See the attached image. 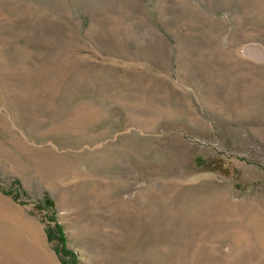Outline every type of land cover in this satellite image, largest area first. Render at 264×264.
I'll list each match as a JSON object with an SVG mask.
<instances>
[{
  "label": "rangeland",
  "instance_id": "rangeland-1",
  "mask_svg": "<svg viewBox=\"0 0 264 264\" xmlns=\"http://www.w3.org/2000/svg\"><path fill=\"white\" fill-rule=\"evenodd\" d=\"M251 46L264 0H0V264H264Z\"/></svg>",
  "mask_w": 264,
  "mask_h": 264
},
{
  "label": "trees",
  "instance_id": "trees-1",
  "mask_svg": "<svg viewBox=\"0 0 264 264\" xmlns=\"http://www.w3.org/2000/svg\"><path fill=\"white\" fill-rule=\"evenodd\" d=\"M0 190H2L5 194L12 196L15 200H19L20 198V193L16 190H3L1 187ZM49 218L50 220H53V217L50 216ZM48 238L50 240H53L54 238L58 239L61 245V247L57 251L58 253L63 252L65 256L71 254V252L68 250L66 246L67 240H66L65 232L63 226L60 223H56L51 232L48 231Z\"/></svg>",
  "mask_w": 264,
  "mask_h": 264
},
{
  "label": "water",
  "instance_id": "water-1",
  "mask_svg": "<svg viewBox=\"0 0 264 264\" xmlns=\"http://www.w3.org/2000/svg\"><path fill=\"white\" fill-rule=\"evenodd\" d=\"M249 53L256 57H260V58L264 57V51L261 47L251 46V48L249 49Z\"/></svg>",
  "mask_w": 264,
  "mask_h": 264
}]
</instances>
